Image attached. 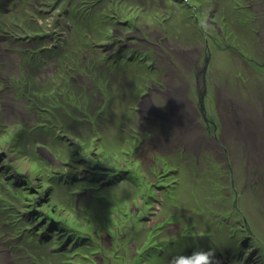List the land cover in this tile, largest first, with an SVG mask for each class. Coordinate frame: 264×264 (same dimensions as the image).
Wrapping results in <instances>:
<instances>
[{
    "label": "rangeland",
    "instance_id": "rangeland-1",
    "mask_svg": "<svg viewBox=\"0 0 264 264\" xmlns=\"http://www.w3.org/2000/svg\"><path fill=\"white\" fill-rule=\"evenodd\" d=\"M0 1V264H264V73L224 46L247 52L250 36L256 50V26L227 28L221 11V30L206 21L217 2L244 0ZM208 50L205 106L227 152L178 137L143 98L160 84L191 95ZM220 97L259 117L262 145L226 124ZM66 220L100 226L96 256L78 254Z\"/></svg>",
    "mask_w": 264,
    "mask_h": 264
},
{
    "label": "flooded vegetation",
    "instance_id": "flooded-vegetation-1",
    "mask_svg": "<svg viewBox=\"0 0 264 264\" xmlns=\"http://www.w3.org/2000/svg\"><path fill=\"white\" fill-rule=\"evenodd\" d=\"M220 6V3L217 2L212 9H208V17L206 18L207 24L214 26V28L218 27V29L221 30V28L219 27V20H217L215 16L213 17L216 12L218 13L221 11L219 13V19L222 20V23H224V25L226 24L227 28L231 24H234L235 26L237 24V29L240 28L244 30H246V28L256 26V30H253L256 33L255 37H257V44L259 45L258 47H256V50H254V48L250 45L252 44V41L249 39L250 36L246 39L247 52H243L240 49L238 50L233 44L230 43L224 46L226 47V49L230 48V50L240 55L242 62L246 63V66L243 68L244 71L248 72L249 74H260L261 72L264 73V0H244V3H240V1H237L235 6L233 4H226L225 6L222 5L221 7ZM232 10H234L237 14L236 21L229 20V12H231ZM248 22H251L252 25H247ZM210 36L212 40L210 42L217 44V42H215V36L213 34H210ZM252 36V38H254V34ZM223 40L226 41L227 37H224ZM210 42L209 44H207L209 47ZM208 53L209 56L207 58L210 59L211 51L208 50ZM206 61L207 59L205 60V64ZM205 67L206 65L197 74V77L194 76V78L192 79V84L195 90H192L191 95H189L190 87L188 90V94L184 95L179 92V89L172 91L169 89L170 86H163L162 84H160L161 88L155 87L154 90H151L152 92L143 95L144 99L147 98L145 106L150 110L157 109L158 111H160L159 105L162 104L166 111L171 113V117L175 118L172 120V122L176 124L175 129H181V131H179L177 135L178 137L182 136L187 140V142H190V138L197 135L199 139L196 143L198 145L202 141L205 144L211 143V146L207 147H205V144H203L201 148L202 150L209 152L212 149H221L227 152L228 148L223 143L224 141L222 134L224 130L222 127V123H217L216 119L213 120V118L209 117V112L207 110V107L205 106V99L207 97L209 88V85L207 84L208 74L205 72ZM201 81L203 83H201ZM203 87L204 89L202 90ZM194 97H196V99ZM202 98H204V100ZM160 100H162L164 104L161 103ZM215 104L218 107V110L222 108V114L226 119V124H229V126H233L235 130L238 131V137H240L241 140L244 139L247 145L250 144V147L254 142L261 144V142L258 141V138L260 137L258 136L260 129H258L257 127V124L259 123L258 116L247 118L244 117L242 115V111H244L246 107L240 105L234 97H230V99H224L220 97V99L216 100ZM231 112H233L235 116L241 114L242 117L238 120L234 116H231ZM151 115L149 114L144 118L151 120V122L153 123H157V121L159 120L158 115ZM263 120L264 117L262 119V122ZM242 125L245 126L244 129H240L242 128ZM162 140L163 142H165L164 139ZM184 154L189 158L190 156H192V154H187V152H185ZM164 176V174L161 175V177ZM160 186L157 187L160 188ZM144 217L150 218L145 215Z\"/></svg>",
    "mask_w": 264,
    "mask_h": 264
},
{
    "label": "trees",
    "instance_id": "trees-1",
    "mask_svg": "<svg viewBox=\"0 0 264 264\" xmlns=\"http://www.w3.org/2000/svg\"><path fill=\"white\" fill-rule=\"evenodd\" d=\"M86 157V156H85ZM89 157L87 156V158H86V161L87 162H89V160H87ZM90 160H92L91 158H89ZM51 167H49V169H50ZM37 169V168H36ZM123 172V171H122ZM100 175H102L101 177H104L105 175L104 174H100ZM104 175V176H103ZM123 176H126V174L123 172V173H121V174H117V175H112V177H113V179L111 180V181H114V180H116L117 178L118 179H120L121 177H123ZM47 177H48V179H52V176H51V174H48L47 175ZM26 178V177H25ZM129 178H131V177H129ZM117 179V180H118ZM22 181V183H21V188L20 189H22L24 192H28V193H30L31 191H32V185H33V182H32V178L31 179H23V180H21ZM141 183V182H140ZM140 183H138V184H140ZM42 184H46V186L48 185V180H46V179H44L43 181H42ZM86 185V184H85ZM141 185V184H140ZM156 185V184H155ZM42 186V185H41ZM142 187V186H141ZM140 187V188H141ZM157 187V186H156ZM158 188V187H157ZM151 189V187H149L148 188V191ZM37 192H39L40 194L42 193V189H40V190H37ZM147 194H149L148 195V198L146 199L144 196H143V199L142 200H144V201H146L147 202V208L145 209V212L148 214V211L150 210L149 208H151L150 207V204L153 202V200H155L156 199V196L153 194V192L152 191H150L149 193H147ZM32 196H34L36 199H38V198H40V197H38V196H36L35 195V193L34 194H32ZM157 200V199H156ZM158 201V200H157ZM156 201V202H157ZM51 203H52V201H50ZM109 202V201H108ZM142 202V201H141ZM51 203L49 204V205H51ZM141 204V203H140ZM28 205H31V204H28ZM33 206V205H32ZM31 206V207H32ZM44 206V205H43ZM36 207V206H35ZM32 208H34V206L32 207ZM123 210V209H122ZM121 211V210H120ZM52 218V217H51ZM53 218H54V216H53ZM109 221H111L110 219H108ZM58 222H61L62 220H57ZM56 223V222H55ZM54 223V224H55ZM73 224V225H72ZM96 224L95 223H89V225H87V227L86 226H78L77 224H75V222H71V221H67L66 220V229H68L69 230V232H71V233H68V235L69 236H73V237H75L76 238V240H79V242H77L80 246H79V251H78V254H83V256L84 257H91V255L93 254L94 256H96V254L101 250V248L99 247L100 246V239L98 238V234L99 233H101V229L99 230V228H100V226L98 227V229L96 228V226H95ZM54 226V225H53ZM70 226H72L73 227V230H71V229H69L68 227H70ZM83 228L84 229H87V233H85L84 234V232H83ZM92 229H96L97 230V232L94 234V237H95V239L93 238V236L92 237H89V234H90V232H91V230ZM78 231V233H75L74 231ZM74 232V233H73ZM111 232H112V230H111ZM230 236V237H229ZM229 238V239H231L232 240V238H231V235H226V236H223L222 238ZM176 240H179V239H176ZM241 240H239V243L243 246L245 243L243 242V241H241ZM225 243L227 242V241H224ZM173 243V242H172ZM170 241L168 242V244H172ZM234 243V242H233ZM237 244H238V241L236 242ZM236 243H234L235 245H236ZM180 243H177V245L178 246H182V244H180ZM176 245V246H177ZM189 245H191L190 243H189ZM149 248H151V252L150 253H152V252H155V253H152L153 254V256H155V257H159L160 255H162V254H160V249H158L157 248V246H155V245H152V246H149ZM184 248H185V245H184ZM184 248H180V250H184ZM228 249V248H227ZM165 250H166V248H165ZM185 250H187L186 248H185ZM186 252V251H185ZM236 252L237 251H235V252H233L234 254H236ZM143 253V252H142ZM77 254V253H76ZM144 255H145V252L143 253ZM186 255V254H185ZM140 256V255H139ZM239 257H240V260L241 261H245L246 259L244 258V256H242V254H239L238 255ZM87 258H85L86 260H87ZM161 257H159V259H160ZM182 261H184V258H182Z\"/></svg>",
    "mask_w": 264,
    "mask_h": 264
},
{
    "label": "water",
    "instance_id": "water-1",
    "mask_svg": "<svg viewBox=\"0 0 264 264\" xmlns=\"http://www.w3.org/2000/svg\"><path fill=\"white\" fill-rule=\"evenodd\" d=\"M209 58H207V61H206V67H205V72L207 73V71H208V66H209ZM203 100H204V98H202ZM203 103V102H202Z\"/></svg>",
    "mask_w": 264,
    "mask_h": 264
},
{
    "label": "clouds",
    "instance_id": "clouds-1",
    "mask_svg": "<svg viewBox=\"0 0 264 264\" xmlns=\"http://www.w3.org/2000/svg\"><path fill=\"white\" fill-rule=\"evenodd\" d=\"M215 264H218V262H215Z\"/></svg>",
    "mask_w": 264,
    "mask_h": 264
}]
</instances>
